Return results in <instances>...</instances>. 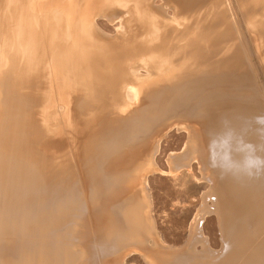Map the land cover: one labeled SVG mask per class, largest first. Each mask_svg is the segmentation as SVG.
Wrapping results in <instances>:
<instances>
[{"label":"bare ground","instance_id":"6f19581e","mask_svg":"<svg viewBox=\"0 0 264 264\" xmlns=\"http://www.w3.org/2000/svg\"><path fill=\"white\" fill-rule=\"evenodd\" d=\"M135 260L264 264V0H0V264Z\"/></svg>","mask_w":264,"mask_h":264},{"label":"rangeland","instance_id":"374dc122","mask_svg":"<svg viewBox=\"0 0 264 264\" xmlns=\"http://www.w3.org/2000/svg\"><path fill=\"white\" fill-rule=\"evenodd\" d=\"M177 136H178L177 134H174V136L173 135H168L167 137L169 139L166 137L165 140H167V141L170 140V139H172V140H170L169 142L164 141L165 143L163 142L162 144H165L164 146H167V143H168V146L167 147H170L171 145H172L171 147H175L174 145H178L179 142H181L180 137L178 136L179 137V139H178ZM172 137H174V138H172ZM174 140H177L176 141L177 144H176V142ZM172 185H174V186H172ZM152 191L155 194L154 196L155 197L157 196L156 197L157 201H156V199H154L156 202L154 203L155 205L152 204V205H154L152 207H155L156 208V206L157 207L158 206H161V207L165 206V208H169V212H170V208L172 209L171 210V213L169 214V216L167 215L168 218L166 216V217H163V218L161 217L162 219L161 218H158L156 220V224H162V226L164 225V227L161 226V229H164V230L163 231L161 230L160 231V234L163 233V237L164 238L167 236L168 239H166L167 238L166 237L165 238L166 240H170L172 242H177L178 245L183 244L182 241H184V239H185L184 236H186V233H187L186 232L187 231L186 228H187V224H188L187 219L189 217L187 215L188 214V211L187 210H184L183 208L182 209L181 208H179V209L178 208H173L172 207V204L175 203V200L176 199H179V200L182 201L181 205H183V207L185 205L184 208H186L187 206H191L192 204L190 203V201H192V198H193V196H194L195 193L189 188V186L186 185V186L178 187V186H175V184L173 182H171L170 180L155 181L154 184H153ZM161 207H158V208H161ZM202 216H203V214H202ZM159 220H161V221H159ZM158 221L161 222V223H159ZM201 222H202V225H201ZM209 222H210V224H209ZM213 222H214L213 220L211 221V220H208L207 218H206V220H205V218H202V220L200 221V225L202 227V228L200 227V230H201V232L203 230L202 235H203L204 232L205 233L207 232V230H206V229H208L207 226L209 227V229H208V233L209 234L208 233H206V234L204 233V235H203V237L205 236L204 238H205L206 243L208 245H211V244L214 245L215 244L214 243L215 241H213V240L216 239V234H214V232L217 233V231L215 230L216 229V224L213 223ZM205 224H207V226ZM203 227H204V229H203ZM164 231H165V235H164ZM210 232H213V233H210ZM179 236H181V238ZM177 240H179L181 243L179 241H177ZM135 261H137V262H135V264L136 263L137 264H142L143 263V261H141V260H135ZM140 262H142V263H140Z\"/></svg>","mask_w":264,"mask_h":264}]
</instances>
